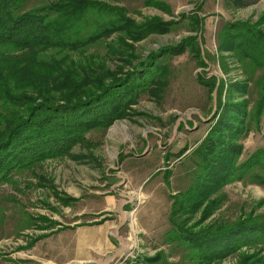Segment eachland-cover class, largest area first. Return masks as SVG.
Wrapping results in <instances>:
<instances>
[{
	"label": "rangeland",
	"instance_id": "374dc122",
	"mask_svg": "<svg viewBox=\"0 0 264 264\" xmlns=\"http://www.w3.org/2000/svg\"><path fill=\"white\" fill-rule=\"evenodd\" d=\"M44 1L29 0L28 6ZM99 1L124 7L126 16L137 22L157 16L172 27L139 41L126 40L134 45L131 64L111 54L107 46L96 49L104 55L102 62L109 72L119 66L122 70L117 75H125L150 51L174 46L189 36L200 45L206 65L197 63L189 49L172 55L166 59L169 77L161 99L141 93L124 117L106 128L89 131L86 137L91 147L72 149V154L83 151V158H50L43 163V179L21 171L13 183H0V264H190V248L175 243L170 236L176 229L171 206L174 197L203 172L208 180L214 175L210 179L214 187L194 212L187 208L183 215L174 216L178 223L187 218L184 226L189 227V234L246 216L261 219L259 215L264 213V181L256 177L264 176V167L256 164L246 172L230 167L234 157L240 162L256 151L264 152V110L257 123L248 112L247 129L251 132L243 138L247 131L232 128L239 113L229 104L228 124H221L213 151L203 159L196 154L221 115L216 91L219 80L229 84L222 96L226 97L227 90L230 103L241 99L237 87L230 86L243 80L251 85L231 52L221 54L227 57L223 62L228 69L220 67L218 31L227 21H242L252 29L259 26L264 30V0ZM194 15L202 19L201 30L191 28ZM116 37L112 34L105 42L113 47L116 43L122 52L131 50ZM201 76H215V88L209 90L200 83ZM243 97L251 111L256 90ZM239 144L243 149L235 155ZM39 183L45 185L36 186ZM68 196L72 199H66ZM38 216L54 221L51 228L39 229L38 225L49 222ZM235 239V243L240 242L238 248L210 258L207 264H262L258 256H264V242L254 238L245 243L250 237ZM159 253L163 262L160 258L152 262ZM83 257L86 261H77Z\"/></svg>",
	"mask_w": 264,
	"mask_h": 264
},
{
	"label": "trees",
	"instance_id": "16d2710c",
	"mask_svg": "<svg viewBox=\"0 0 264 264\" xmlns=\"http://www.w3.org/2000/svg\"><path fill=\"white\" fill-rule=\"evenodd\" d=\"M28 3L29 0H0V183H13L21 171H29L41 180L43 163L50 158L66 155L83 158L86 155L83 151L72 154V149L91 147L86 137L89 131L106 128L124 117L141 93L161 99L169 77L166 59L172 55L189 49L197 63L206 65L200 45L194 36H189L174 46L150 51L146 59L133 65L125 75H117L122 68L118 66L119 69L109 72L107 64L102 62L104 55L95 52L96 49L107 46L111 54L116 53L118 59L131 64L134 45L126 40L139 41L150 34L169 31L171 24L157 16L144 17L137 22L126 16L124 7L110 6L99 0H47L30 6ZM155 4L161 2L155 1ZM89 16L94 18L89 19ZM190 25L196 31L201 30V17L194 15ZM112 34L131 50L122 52L116 48V43L114 47L106 43L105 38ZM217 39L220 67L224 71L228 69L223 62L227 57L221 54L231 52L251 85L243 80L230 86H236L235 90L241 94V99H235L238 102L230 103L231 95L227 96V90L226 97L222 96L223 88L229 84L219 80L216 91L221 115L196 149L200 158L213 151L221 124H228L225 118L229 104L240 116L232 128L235 132L247 131L243 138L251 132L247 129L250 126L248 112L257 123L264 110V30L259 26L252 29L242 21H227L219 29ZM216 81L215 76L199 77V82L209 90L215 88ZM249 90H256L251 111L243 97ZM259 124L260 121L258 131ZM237 147L235 155L243 149L242 144ZM261 155L264 152L256 151L240 162L234 157L230 167L242 172L250 171L256 164L264 167ZM205 176V172L201 173L185 192L176 195L171 206V220L176 223V229L170 231V236L175 243L190 248L189 258L193 260L190 264H199V261L207 264L210 258L235 250L240 246V242L235 243L237 236L250 237L245 243L254 238L264 242V213L258 220L246 216L219 222L192 234L188 233L189 227L184 226L187 218L175 222L174 216L183 215L187 208L195 211L214 187L210 180L214 175L209 180ZM256 177L264 181L263 175ZM69 198L72 199L70 196L66 199ZM38 218L49 222L45 226L38 225L39 229L51 228L54 222L42 216ZM258 257L264 264V256ZM158 258L163 262L160 253L152 262Z\"/></svg>",
	"mask_w": 264,
	"mask_h": 264
},
{
	"label": "crops",
	"instance_id": "0c3cea01",
	"mask_svg": "<svg viewBox=\"0 0 264 264\" xmlns=\"http://www.w3.org/2000/svg\"><path fill=\"white\" fill-rule=\"evenodd\" d=\"M87 258L83 257V258H79L77 261H81V262H84L86 261Z\"/></svg>",
	"mask_w": 264,
	"mask_h": 264
}]
</instances>
